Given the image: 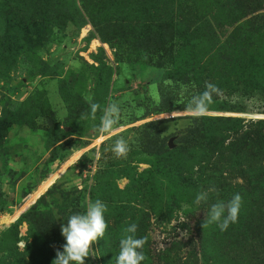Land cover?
<instances>
[{"label": "rangeland", "instance_id": "obj_1", "mask_svg": "<svg viewBox=\"0 0 264 264\" xmlns=\"http://www.w3.org/2000/svg\"><path fill=\"white\" fill-rule=\"evenodd\" d=\"M237 24L250 36L241 46L225 39ZM231 59L264 92V0H0V264H52L61 224L96 199L108 228L85 264H115L132 223L147 238L141 264H264V189L241 188V151L230 170L206 146L208 116L264 119V103L243 112L241 96L222 90L235 88ZM206 82L220 94L194 119L183 109ZM109 101L121 108L126 158L110 151L115 135L95 130ZM236 193L237 222L202 228L211 204Z\"/></svg>", "mask_w": 264, "mask_h": 264}, {"label": "clouds", "instance_id": "obj_2", "mask_svg": "<svg viewBox=\"0 0 264 264\" xmlns=\"http://www.w3.org/2000/svg\"><path fill=\"white\" fill-rule=\"evenodd\" d=\"M218 87L210 82L205 83L204 91L194 94L188 100L183 111L194 119L207 115L209 106L213 103L214 95H219ZM85 101L90 104V118L96 119V112L99 105L92 100V96L86 94ZM103 114L99 118V124L95 130L101 135L112 134L116 136L110 151L117 159L126 158L129 152V142L115 132L121 119V108L118 103L109 101L102 110ZM82 118H89L82 116ZM83 155V154H82ZM81 155V156H82ZM102 153L99 146L96 148L95 159H101ZM78 160V159H77ZM76 160V161H77ZM75 161V162H76ZM216 189L200 191L196 194L195 201L197 205L207 202L209 193ZM242 204V197L236 193L228 201L218 200L211 204L210 208L204 213L202 228L216 224L221 231H225L231 223L238 220V214ZM107 206L100 199L94 202L87 201L86 209L82 213H74L67 219L66 224H61L60 232L64 237V243L61 245L62 251L57 249L52 264H85V258L96 256L92 245L103 238L108 228L105 220ZM138 225L130 224L124 229L125 235L119 240V251L115 259V264H141L147 257L143 248L147 242L146 237H136Z\"/></svg>", "mask_w": 264, "mask_h": 264}, {"label": "trees", "instance_id": "obj_3", "mask_svg": "<svg viewBox=\"0 0 264 264\" xmlns=\"http://www.w3.org/2000/svg\"><path fill=\"white\" fill-rule=\"evenodd\" d=\"M205 26H207V24H205ZM194 30V28H184L181 33L182 38L186 40L193 38V45H190L189 48L193 50L196 55L199 53L202 54V49H204V47L196 42V39L201 36L198 34L195 35L196 31L194 32ZM204 32L208 36L213 35L212 29L209 26L205 28ZM225 37V39L236 38L239 40V45L241 46V38L248 39L250 36L247 32L241 30V24H237L228 30ZM215 45L219 47L220 42H216ZM229 56H231V54H229ZM206 60H208V57ZM208 65L210 66L209 63ZM213 67H215V64H213ZM233 68H235V70H232ZM238 70L240 69L237 68L236 64L234 65L231 59L229 62V71H231L229 78L230 81L234 83L235 88L233 90L228 87L221 89L227 92V96L231 93L241 96V110L244 112L248 106L247 101L252 100V103H256L257 101L264 103V92L260 90L257 92L254 91V86L256 85L255 83L258 77L254 78L249 72ZM239 73H241V75ZM261 85H263V82H261ZM230 101L229 103L232 107H235L236 103H238ZM206 119L212 123L209 130H207L206 146L209 157L215 153L213 159L217 165L222 166L223 169L231 170L238 163L236 160L238 158L236 151H241V166L237 167L241 169V188L256 186L264 189V119H240L218 116H208ZM222 121H227L228 124L224 126V130L227 131V134L221 136L218 133V126ZM238 122H241L240 126L237 125ZM223 139H228L225 144L223 143ZM260 199L264 200V191L261 192Z\"/></svg>", "mask_w": 264, "mask_h": 264}]
</instances>
